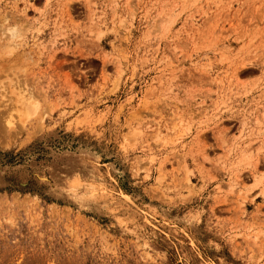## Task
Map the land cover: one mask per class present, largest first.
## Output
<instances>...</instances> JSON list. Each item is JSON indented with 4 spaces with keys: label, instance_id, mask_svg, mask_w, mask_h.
I'll return each instance as SVG.
<instances>
[{
    "label": "rangeland",
    "instance_id": "rangeland-1",
    "mask_svg": "<svg viewBox=\"0 0 264 264\" xmlns=\"http://www.w3.org/2000/svg\"><path fill=\"white\" fill-rule=\"evenodd\" d=\"M0 264H264V0H0Z\"/></svg>",
    "mask_w": 264,
    "mask_h": 264
},
{
    "label": "bare ground",
    "instance_id": "bare-ground-1",
    "mask_svg": "<svg viewBox=\"0 0 264 264\" xmlns=\"http://www.w3.org/2000/svg\"><path fill=\"white\" fill-rule=\"evenodd\" d=\"M20 85H21V83H20ZM20 85H18V86H19V87H21ZM23 85H24V84H23ZM27 88H28V87H27ZM27 88H24V87H23L22 89H23L24 91H26V90H27ZM25 89H26V90H25ZM23 90H22V91H23ZM20 91H21V89H20ZM22 91H21V92H22ZM29 91H30V89H29ZM29 91H28V92H29ZM32 106L36 107V106H35V103H34V104H32Z\"/></svg>",
    "mask_w": 264,
    "mask_h": 264
}]
</instances>
